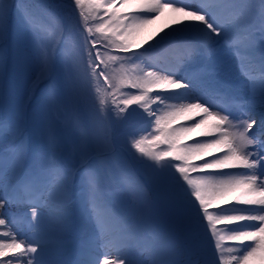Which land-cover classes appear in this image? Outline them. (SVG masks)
<instances>
[{"label":"snow or ice","instance_id":"snow-or-ice-1","mask_svg":"<svg viewBox=\"0 0 264 264\" xmlns=\"http://www.w3.org/2000/svg\"><path fill=\"white\" fill-rule=\"evenodd\" d=\"M16 2L0 0V264H177L167 246L144 237L121 210L105 203L103 176L87 145L69 150L62 143L56 131L55 90L35 111L32 87L5 106ZM72 3L81 21L79 65L57 41L44 42L45 29L35 13L22 11L21 43H26L25 33L32 36L33 86L50 79L63 62L69 102L90 99L97 119L115 117L128 125L130 149L167 185L178 224L190 233L203 229L212 249L211 264H264V0H258V9L256 0ZM166 9L182 13L183 20L150 47L175 38L184 49L180 67L148 65L129 75L126 66L135 69V61L144 57L133 49L153 39L140 37ZM222 49L230 50L240 65L247 90L243 97L210 78L205 61ZM193 66L202 70L193 72ZM81 79L88 86L87 96L76 88ZM196 116L200 119L195 123L181 122ZM34 134L39 137L35 148ZM76 177L83 181L86 218L94 225L93 235L80 245L82 262L65 259L75 218ZM233 193L236 201L230 208L209 210L214 201ZM225 222L228 227H217ZM225 240L236 244L225 246ZM197 247L193 243V254Z\"/></svg>","mask_w":264,"mask_h":264},{"label":"rangeland","instance_id":"rangeland-1","mask_svg":"<svg viewBox=\"0 0 264 264\" xmlns=\"http://www.w3.org/2000/svg\"><path fill=\"white\" fill-rule=\"evenodd\" d=\"M189 2L191 1L189 0ZM194 2H199V0ZM256 4L258 9V0H256ZM15 6L11 14L9 80L4 89L3 97L5 106L11 103L14 97L19 99L29 87L33 88L31 95L34 99L38 87L50 80L52 82L51 91L45 93L39 102L36 103L33 100L31 111L44 106L45 97L49 92L55 90L58 93L59 104L55 117L57 121L56 131L62 143L69 150L79 148L85 144L89 155L94 154V151L96 152L99 149H102V153L112 150L113 145L108 134H110L112 126H115L116 131H118V134L114 137L116 139L115 143L123 146V150L94 163L103 176V196L106 195L104 194L106 190L112 191L115 188H129L130 186V190L124 194L108 199L112 208L121 210L127 216L131 225L142 235L148 233L149 238L167 246L170 258L177 261V264H186L188 260H195L196 264H211V254L208 253L212 249L203 235V229L199 228L196 232L191 233L184 231L183 226L178 224L171 210L170 192L165 182L151 167L146 165L143 169L139 168V165L142 164L136 159L138 154L135 153L134 149H130L127 142L130 131L128 125L115 117L110 119L111 121L109 119L103 121L97 119L90 99L78 104L69 102V81L63 62L57 63L56 71L50 74V79L47 77L42 78L36 81L33 86L35 60L32 51V36L30 33H25L23 40L26 43H21L22 37L19 29L22 25V11L27 8L35 13L45 29L41 34L44 42L57 41L56 46L65 49L69 53L72 62L79 65L81 63L80 49L82 43L81 21L72 0H17ZM164 15L165 12L159 19ZM173 42L166 41L165 45L175 48L172 46ZM183 53L177 55V63L179 64L176 65L174 70L180 67L182 63L180 58ZM141 60L135 61L136 66ZM205 65L213 82L228 88L236 96L243 97L247 94L240 65L230 50H220L217 56L206 60ZM126 68L129 75H133L137 70V67L133 69L131 64L127 65ZM190 70L199 72L202 68L193 66ZM76 88L82 96L88 95V86L82 79L76 82ZM128 90V88L124 89V91ZM31 111L29 113L30 128L32 126ZM128 111H131V108ZM199 119L200 117L196 116L192 120L186 121V124L195 123ZM122 130L127 133L122 134ZM38 143L39 137L34 134L33 148ZM151 163V161L148 162V164ZM139 175L145 178L144 181L141 182ZM192 175H197V173H192ZM145 183L152 185L151 192L146 189ZM120 206H123V208H120ZM153 209L159 214L158 216ZM92 231H94V226H84L83 232L85 234ZM70 235L72 236V233L68 234L69 237ZM71 241L68 242L72 244ZM193 243L198 246L195 254L192 252ZM223 243L226 246L236 244V242L228 240ZM68 253L74 254L72 248Z\"/></svg>","mask_w":264,"mask_h":264},{"label":"bare ground","instance_id":"bare-ground-1","mask_svg":"<svg viewBox=\"0 0 264 264\" xmlns=\"http://www.w3.org/2000/svg\"><path fill=\"white\" fill-rule=\"evenodd\" d=\"M165 15L162 16L159 20H155V23L147 26V30L144 33V37H140V39L146 38L147 36H152L153 39L149 41L148 44L143 45L142 48L140 49H133L137 50L139 52L144 53L143 59L138 63L137 65V70L135 72H139L143 68L147 67L152 63L151 61L156 60V61H161L158 59L159 54L164 55V49H162V45L165 44V42H162L158 47L156 48H151V45H155L157 41L160 40L162 36H164L167 32H170L173 27H178L176 24L177 20H183V14L182 13H177L173 12L171 10H165ZM134 40L137 39V37L133 38ZM178 42V41H177ZM165 48V47H164ZM145 49H150L149 51H145ZM184 52V51H181ZM169 103H177L174 101H169ZM199 118V116H197ZM182 123H186V121H181ZM188 123V122H187ZM195 139H204L203 137H196ZM193 143L194 140L188 141V143ZM210 159L211 157H207ZM194 163H202L203 161H193ZM207 172H213L215 170H206ZM236 201V194L233 193L230 197L225 198L223 201L217 200L213 202V209H218L222 208L225 206H232L235 204ZM227 223H220L217 226H225ZM228 226V225H227ZM226 246V245H225ZM54 251V248L52 249ZM211 254V259H212V250L210 251ZM85 260V259H84ZM82 262V261H81ZM254 264H260V261H255Z\"/></svg>","mask_w":264,"mask_h":264}]
</instances>
